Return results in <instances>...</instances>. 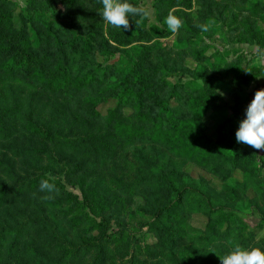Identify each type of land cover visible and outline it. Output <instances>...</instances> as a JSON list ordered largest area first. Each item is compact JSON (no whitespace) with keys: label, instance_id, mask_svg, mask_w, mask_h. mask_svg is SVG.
Listing matches in <instances>:
<instances>
[{"label":"rangeland","instance_id":"1","mask_svg":"<svg viewBox=\"0 0 264 264\" xmlns=\"http://www.w3.org/2000/svg\"><path fill=\"white\" fill-rule=\"evenodd\" d=\"M9 1L1 13L11 17L13 43L24 40L39 56L54 60L67 57L71 76L83 82L77 85L74 96L65 97L0 81V107L17 105L20 114L37 125L51 126L72 139L100 136L104 145L74 150L42 143L19 131L8 140H0V159L12 166L17 177L59 180L79 200L82 191L88 190L102 197L98 204L106 221L105 235L117 239L108 244L102 264L132 259L140 264H221L219 257L235 244L264 251V150L237 143L235 138L255 91L264 89V0H185L187 5L176 7L171 0H128L148 12L143 19L129 16L130 23L140 20L141 24L139 29L130 27L128 31L102 19L100 0H75L73 4L71 0ZM35 11L57 21L73 18L76 33L86 37L88 44L72 45L69 32L54 24L52 32L63 47L59 52L52 38L47 41L39 24L24 18ZM170 11L183 22L176 33L165 24ZM200 25H207L208 30L202 31ZM84 49L91 50L85 53ZM141 85L147 88L139 108L134 99L117 104L126 88L136 91ZM166 85L177 86L176 100ZM166 103L176 118L192 123L183 141L172 136L174 130L162 112ZM88 110L100 117H89ZM195 111L202 117L196 118ZM227 117L236 126L230 134L217 130ZM239 117L241 120H235ZM10 124L20 127L21 122L15 119ZM28 143L46 147L47 153L17 157L5 149ZM213 144L230 147L244 158L226 164L208 150ZM51 156L59 166L50 161ZM167 174L199 190L214 206L238 219L244 229L236 222L228 239L188 233L172 249H163L147 225L152 220L153 200L162 195L157 177ZM254 174L253 180L262 186L260 191L247 177ZM0 179L7 186L14 184L0 208V224L13 226L24 217L43 213L76 246L97 235L85 233L84 225L75 229L67 225L71 215L64 220L62 216L68 209L66 203L52 209L46 205L59 199L61 193L43 199L46 194L39 186L29 191L3 169ZM183 219L194 229L203 230L207 224L203 215L185 210ZM222 226L224 229L225 224ZM38 227L28 229L20 248L33 242L56 259L59 250L45 238L48 230L42 232ZM21 254L14 255L13 260L37 264ZM94 256L95 250L90 249L63 264H92Z\"/></svg>","mask_w":264,"mask_h":264},{"label":"trees","instance_id":"2","mask_svg":"<svg viewBox=\"0 0 264 264\" xmlns=\"http://www.w3.org/2000/svg\"><path fill=\"white\" fill-rule=\"evenodd\" d=\"M74 1L75 0H71L70 2L73 4ZM171 2L173 7L187 5L185 0H171ZM9 4H11L9 0H0V81L17 82L52 95H62L65 97L74 96L77 85L81 84L83 80L71 76L70 69L66 62L67 57H56L54 60L52 57H46V55L39 56L38 52L32 49L33 47L24 40H16V42L13 43L14 33L11 31L13 26L11 17L1 13L2 9ZM79 16L85 19L84 15ZM24 18L31 23L35 22L39 24L44 31L45 37L48 38L47 41L52 38L59 52H63V47L52 32L54 24L62 26L69 32L70 36L73 37L71 40L72 45L75 44V42H81L85 45L88 44L86 37H79L80 35L76 33L77 30L74 26L75 20L71 17L70 21H57L56 19H48L43 12L35 11ZM136 22L137 20L130 23V27L139 29L141 23L137 25ZM22 26L25 27L24 25ZM90 44H93L92 38L90 39ZM90 50L91 49H84L83 52L86 53ZM168 87L171 88L172 98L176 100L178 97L176 93L177 86L170 85ZM146 88L147 87L144 85L138 87L136 91L126 88L118 98L117 104L120 105L122 100L126 103L125 101L134 99L136 108H139L143 92ZM199 101L201 102L200 98ZM162 112H165L168 125L174 130L172 135L173 138L176 137L178 141H183L187 138L188 134L191 132L192 123L176 118L175 111L169 103H166ZM87 114L94 119L100 117L99 113L93 110H88ZM194 114L196 118H198V116L202 117V115H199L198 111L197 113L195 111ZM15 119L21 122L20 127L10 124V121ZM235 120L241 119L239 117ZM233 124L231 118L227 117L222 123L217 125V130L225 134H230L236 129V126ZM19 131L37 138L42 143H49L74 150L84 151L88 147L94 148L95 146L98 148L104 145L103 139L100 136L87 135L72 139L57 133L51 126L37 125L32 122L30 117L20 114L17 105L12 107H0V140H8ZM45 148L34 147L31 143H28L26 146L9 145L5 147V149L14 156H28L30 158L38 154L47 153ZM208 150L213 156L221 159L226 164H233L244 158L243 154L230 147L213 144ZM50 161L56 166H59V161L52 156ZM0 169H3L11 180H18L21 181L22 184H25L29 191L36 190L40 184L38 182L43 179H47L50 183H54L58 192L61 193V197L54 201H47L46 205L52 209L66 203L68 209L63 212L62 216L64 220L65 217L71 215L70 218L67 219V225L71 229L84 225L85 233H97L96 236L88 239L85 244L81 243L76 246L62 234V231L58 229L54 221L43 213L24 217L21 223L15 222L13 226L0 224L1 264H9L11 261H13V264H23L20 261L13 260L14 255L21 253V255L27 256L32 261L37 262V264H63L65 260L76 257L83 251H88L90 249L95 250L92 264H102L104 262V251L108 249V244L110 242L117 239L110 240V237L105 235L104 225L106 221L102 218V207L98 204L101 196L97 192L92 190L86 192L82 191L83 198L79 200L77 195L66 191L59 180H50L46 176L37 178L27 176L17 177L12 170V166L2 159H0ZM247 177L252 184L256 186L258 191L262 189L261 184H259L260 181L253 180L255 174L253 178L249 175ZM157 182L158 187L162 190V195L153 200L150 210L152 220L147 226L149 230L155 234L159 245L163 249H172L175 243L186 237L188 233H204L208 234L211 238L219 236L223 239H228L233 232V226L236 222H239L242 230L244 229V225L238 219L225 213L223 208L214 206L199 190L188 187L175 175H159L157 177ZM13 185L7 186L5 181L0 179V208L6 203L8 195L13 189ZM44 193L49 195L46 192ZM88 209L89 211L87 212ZM184 210L187 213H199L203 215L207 219L205 228L203 230L192 228V226L183 219ZM95 218L100 220L96 221ZM222 224H225L224 229H222ZM37 226H39L38 228H40L42 232H44L43 230H48L46 231L47 234L45 238L48 239L50 243L55 244L59 250L56 259L50 258L44 251L36 247L33 242L25 243L23 248H20L21 241L27 234L28 229ZM120 264L140 263L132 259L130 261L123 260Z\"/></svg>","mask_w":264,"mask_h":264},{"label":"clouds","instance_id":"3","mask_svg":"<svg viewBox=\"0 0 264 264\" xmlns=\"http://www.w3.org/2000/svg\"><path fill=\"white\" fill-rule=\"evenodd\" d=\"M103 5L100 13L103 20L115 28L128 31L130 29L129 16H137L141 19L147 17L148 12L143 7L134 6L128 0H101ZM141 21L137 20L138 25ZM182 20L169 12L165 18V24L172 33H176L182 27ZM59 26V25H57ZM202 31H207V25L199 26ZM237 143H243L255 150H264V89L255 91L254 97L245 111V118L239 123L235 132ZM39 190L49 195L43 199H51L52 194L58 193L54 183L43 179L40 181ZM221 264H264V251L259 248L245 249L235 244L232 250L219 257Z\"/></svg>","mask_w":264,"mask_h":264}]
</instances>
